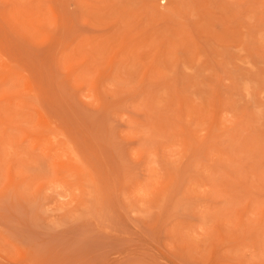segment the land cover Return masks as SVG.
<instances>
[{
    "label": "rangeland",
    "instance_id": "obj_1",
    "mask_svg": "<svg viewBox=\"0 0 264 264\" xmlns=\"http://www.w3.org/2000/svg\"><path fill=\"white\" fill-rule=\"evenodd\" d=\"M0 264H264V0H0Z\"/></svg>",
    "mask_w": 264,
    "mask_h": 264
},
{
    "label": "bare ground",
    "instance_id": "obj_2",
    "mask_svg": "<svg viewBox=\"0 0 264 264\" xmlns=\"http://www.w3.org/2000/svg\"><path fill=\"white\" fill-rule=\"evenodd\" d=\"M217 101V100H216Z\"/></svg>",
    "mask_w": 264,
    "mask_h": 264
}]
</instances>
